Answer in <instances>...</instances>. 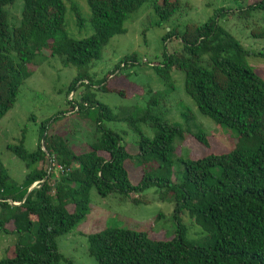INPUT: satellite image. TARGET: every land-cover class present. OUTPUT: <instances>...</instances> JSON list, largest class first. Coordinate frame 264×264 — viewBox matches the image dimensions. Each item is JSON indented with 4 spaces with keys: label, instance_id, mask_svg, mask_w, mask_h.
Segmentation results:
<instances>
[{
    "label": "trees",
    "instance_id": "1",
    "mask_svg": "<svg viewBox=\"0 0 264 264\" xmlns=\"http://www.w3.org/2000/svg\"><path fill=\"white\" fill-rule=\"evenodd\" d=\"M16 1L0 0V120L31 76L34 59L48 52L77 71L66 97L84 89L78 101L66 99L71 106L67 113L96 109V132L92 143L73 147L49 131V124L64 114L60 113L41 124L34 151L25 149L23 136L8 147L24 163L26 173L16 184L0 162V232L17 238L0 264H59L63 257L56 239L85 220L91 190L101 198L114 194L130 199L151 188L159 190L161 201L172 197L175 215L187 213L194 220L201 244L187 241L182 226L164 241L150 239L146 232L106 229L87 236L88 254L96 264H264V80L246 62L249 56L264 55L249 53L219 25L220 14L227 10H215L205 23L186 27L181 36L170 31L163 42L176 35L181 51L164 50L162 61L151 67L169 90L174 87L172 70L182 72L184 93L198 113L237 134L233 150L193 159L181 156L177 147L187 139L206 149L209 143L203 124L189 108L180 113L182 125L170 123L165 97L134 87L147 95L145 107L114 112L97 101L92 90L127 97L132 93L123 88L128 86L125 78L112 73L95 86L88 74L109 40L126 33L124 24L144 3L167 22L182 12L177 0H84L88 18L75 0H20L18 27L10 29L8 10ZM67 3L78 29L88 23L93 36L82 40L68 36ZM242 9L246 14L264 13V0L242 4ZM136 63L132 55L121 65L124 69ZM103 121L125 123L139 135L137 153L130 155L120 135L102 128ZM141 125L154 131L153 138L142 134ZM130 164L139 168L138 184L130 181ZM175 174L179 181L172 179ZM35 182H41L40 187L30 189ZM25 240L30 242L24 244Z\"/></svg>",
    "mask_w": 264,
    "mask_h": 264
},
{
    "label": "rangeland",
    "instance_id": "2",
    "mask_svg": "<svg viewBox=\"0 0 264 264\" xmlns=\"http://www.w3.org/2000/svg\"><path fill=\"white\" fill-rule=\"evenodd\" d=\"M75 1L79 4L83 17L88 18L90 13L84 0ZM177 1L183 7L182 12L167 22L161 21L155 15L149 2L144 3L124 24L126 33L113 36L104 47L101 59L90 66L89 79L95 86H98L101 79L113 73L116 77L125 78L128 86L123 88L132 94L121 97L113 92L100 93L93 88L92 92L97 101L117 112L123 108L145 107L147 95L144 92L141 95L134 87L145 91L151 89L165 97V105L168 109L167 120L170 123L182 125L180 113L183 108H189L205 128L209 148H203L200 144H196L195 140L187 139L177 147L181 156L188 154L189 157L198 159L209 153L224 154L234 149L237 134L232 130L214 125L211 120L198 113L196 106L184 93L182 72L172 70L174 87L173 90H169L151 67L162 61L164 50L167 54L181 51L182 42L176 35L163 42L170 31L181 36L186 27L202 25L213 16L215 10L220 8L226 9L227 12L220 14L219 25L249 53L264 55V13L246 14V11L242 9V4L248 5L259 0ZM67 8L65 30L68 36L76 40L93 36L94 32L88 23L78 29L68 3ZM21 10L22 1L20 0H17L8 10L10 29L18 27ZM132 55L137 59V63L135 66L123 69L122 61L125 57ZM33 62L29 68L31 76L20 87L14 106L0 120V162L16 184L21 183L24 178L25 165L8 150V147L18 144L23 136L25 149L28 152L34 151L39 136L38 130L46 120L64 113L59 115L56 121L51 122L48 128L50 132L68 139L74 144L73 147L79 144L83 145L81 148H84L86 144L92 143L96 132V109L88 113H67L71 106L67 103L69 95L66 97V92L71 81L76 77L77 71L70 66L65 67L58 57H49L48 52L38 55ZM246 62L264 80V57L249 56ZM117 67H121L119 72L116 70ZM83 89L80 87L75 92L73 100H79V94ZM102 128L120 135L130 155L137 153L136 142L139 140V135L129 129L125 123L103 121ZM140 130L144 136L153 138L154 131L150 128L141 125ZM138 169L131 164L129 166V178L133 184H138L140 180V176L137 178L135 173ZM178 169L179 166L176 164L174 168L176 173ZM57 174L55 173L56 176ZM179 178L180 176L175 174L172 179L179 181ZM134 199L139 203L132 202ZM89 207L90 212L83 222L68 234L56 239L57 250L63 257L59 264H96L88 254L87 236L106 229L146 232L150 239L164 241L172 239L178 227L182 226L185 227L187 241L201 244V230L194 220L187 213L175 215L172 197L167 196L161 201L159 190L156 188L145 190L137 196L131 195L130 199L114 194L101 198L93 189L90 193ZM16 242V237L0 232V258ZM29 242L30 240H25L24 244Z\"/></svg>",
    "mask_w": 264,
    "mask_h": 264
},
{
    "label": "built area",
    "instance_id": "3",
    "mask_svg": "<svg viewBox=\"0 0 264 264\" xmlns=\"http://www.w3.org/2000/svg\"><path fill=\"white\" fill-rule=\"evenodd\" d=\"M75 95V92H71L70 94H69V99H68V101H73V96ZM84 106H86V104H84ZM78 110V107H75V109H74V111H77ZM52 165H53V163H52ZM55 167V166H54ZM57 169H61V167H57ZM40 185H41V182H35V183H33V185L31 186V188L30 189H33V188H39L40 187ZM11 203V202H10ZM22 203V202H21ZM21 203H15V202H12L11 204H13V205H19V204H21Z\"/></svg>",
    "mask_w": 264,
    "mask_h": 264
},
{
    "label": "water",
    "instance_id": "4",
    "mask_svg": "<svg viewBox=\"0 0 264 264\" xmlns=\"http://www.w3.org/2000/svg\"><path fill=\"white\" fill-rule=\"evenodd\" d=\"M44 141L42 140V143H43Z\"/></svg>",
    "mask_w": 264,
    "mask_h": 264
}]
</instances>
